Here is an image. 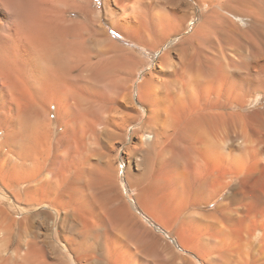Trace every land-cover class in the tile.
<instances>
[{
	"label": "bare ground",
	"instance_id": "bare-ground-1",
	"mask_svg": "<svg viewBox=\"0 0 264 264\" xmlns=\"http://www.w3.org/2000/svg\"><path fill=\"white\" fill-rule=\"evenodd\" d=\"M12 1L13 9H0V30H11L0 31V186L13 197L0 194V243L8 246L1 243L0 264H55L37 241L26 238L27 224L42 219L60 226L61 214L73 213L69 221L75 228L76 216L87 211L96 191H105L111 167L104 147L117 134L111 125H118L122 114L120 99L131 96L139 73L134 52L114 40L103 13L87 10L77 19H60L53 14V1L42 0L35 33L20 34L18 25L26 22L32 1ZM105 1L110 6L106 20L130 39L136 31L169 38L194 25L185 38L191 46L181 49L178 60L168 52L160 63L170 74L162 82L166 92L187 97L198 112L179 119L168 106L141 115L151 130L146 139L155 143L160 157L175 153L180 143L206 164L214 163L196 187L200 205L230 192L214 210H198L196 221L215 229L223 264H264V106L250 110L264 100V0ZM5 18L12 19L6 27ZM13 31L20 36L14 38ZM88 43L91 49H84ZM145 175L151 183L154 175ZM140 184L131 183L136 201L155 218ZM84 235L75 233L73 248Z\"/></svg>",
	"mask_w": 264,
	"mask_h": 264
},
{
	"label": "rangeland",
	"instance_id": "rangeland-1",
	"mask_svg": "<svg viewBox=\"0 0 264 264\" xmlns=\"http://www.w3.org/2000/svg\"><path fill=\"white\" fill-rule=\"evenodd\" d=\"M31 1V6L23 18L26 22L23 21L25 23L21 22L18 25L20 34L24 32L29 35L35 33V28L39 24L41 13L40 4L42 0ZM51 1L54 3L53 14L60 17V19L62 17L69 20L77 19L81 13L87 10H93L97 14L103 13V21L111 36L114 37V40L134 52L133 58L136 62L139 76L137 75L138 77H135V81L133 83L131 82V85L129 84L131 86V96L124 95L127 98L123 97L124 100L120 99V105L119 103H115V106L119 105L120 108H123L120 111H123L120 113L116 112V114L114 112V114L112 113L116 117H118V113L122 114L118 117V125H116L117 121H115L116 123L113 122V126L111 125V129L117 130V134L113 136L114 138H110L108 147H104V150L108 153V167H111L109 168V182H107L108 186L105 191H96V198L94 196L87 211L77 216L75 214L79 221L77 227L73 228L72 223L69 221L71 217H74V214L68 213L67 215L63 213L60 218L61 227L58 224L54 226L52 224L49 225L42 219L41 223L40 220H34L32 222L34 224L28 223V231L25 234L26 238L31 241H37L42 246L45 258L48 261L57 262L55 264H223V259L218 260L221 258H219V255L217 256L218 237L214 232L215 229L211 224H205L209 228L200 226L203 223L199 220L196 221V213L204 210H214L226 194L230 192V189L226 190L211 204L200 205L202 201L200 200L201 192L197 188L211 174L210 169H214V166L212 167L214 163L212 161L208 162L207 160L206 164L205 158L193 156L191 146L177 144L176 142L175 144L177 145L174 147L175 153L171 149L169 152L172 153H166L161 157L158 156V150L154 146L155 143L146 139L151 130H149L150 128L148 126H144L145 123L141 121V115L155 112L160 110L161 107L169 106L170 112H175L176 115L178 114L179 119L182 117L186 119L185 117L192 115L193 112H198L195 107V102L189 100L187 97L181 98L180 100V98L174 97V95L170 96L166 92L167 90L162 82L164 79H168L170 74L161 70L160 63L161 57L168 52L173 60H178L181 49L184 51L185 48L191 46L192 41L189 39L185 40V38L193 33L194 25H191L184 33L169 38L160 32H152L153 34L150 33L149 35L146 32L136 31L133 38L130 39L111 26L106 20V11L110 9V6L106 4L105 0ZM184 1L181 0L182 5ZM6 2L3 0L1 2L0 0V9L5 12L7 11V7L8 9L14 8L12 0ZM191 11L193 12L194 10L191 8ZM198 11L197 16L199 17V8ZM9 22H12L11 18L2 19L1 23L2 26H7ZM18 27L15 31L18 30ZM1 29L5 30L4 32L3 30L0 31L3 33L6 32V34L11 32L7 27ZM15 31L12 33L14 36L16 35L14 38H17L20 34ZM83 48L89 50L91 49V44H84ZM1 62L2 58L0 57ZM156 86L160 87L158 88ZM166 102L168 105H166ZM262 106H264V100L259 104L250 106V110ZM187 114L188 116H186ZM116 120L118 119L116 118ZM2 134L4 135L6 133L3 132ZM74 141L73 139V145L75 144ZM174 157L176 160L173 159ZM163 161L167 163L166 166H164L165 163ZM211 163L213 164L211 165ZM153 166L154 168H152ZM167 169L169 171L171 169V171L169 172ZM177 169L180 171L178 172ZM155 171L159 173L157 177ZM148 173L150 175L152 174L151 176L154 175L151 178L153 182L151 183L154 185L145 182V179L149 176L145 174ZM178 174L181 175L177 177ZM58 177L63 178L61 171L58 172ZM175 177L178 179L176 180ZM138 180L141 184L137 182ZM174 180L175 183L173 182ZM134 182L141 185L140 187L145 192V194L143 193V198L147 203L149 201L148 205L151 211L154 215H157L155 218L154 216L151 217L148 215L139 205L138 201H136L134 189L131 187V183L133 184ZM152 188L154 189L152 190ZM176 188L179 189L178 191L180 193ZM193 190H195V193ZM9 192V190L1 188L0 186V194H5L12 200L13 197ZM186 195L188 200L185 198ZM150 204H154L155 206ZM188 204H191V207ZM34 210H36V207L31 212ZM15 217L20 219L18 213L15 214ZM65 219H67V222ZM199 226L202 228L199 229ZM32 230L35 232L32 233ZM79 231L87 237L94 236V239L89 241L87 239L86 241L85 235L82 236V238L78 239L80 242L74 246L76 249L73 248L72 241L75 233ZM91 232L92 234L90 235ZM3 242H1L2 245ZM6 242L9 244L8 241ZM1 243L0 249L4 251L8 246L4 242L3 246L5 249L3 247L1 248ZM73 249L76 250L73 251Z\"/></svg>",
	"mask_w": 264,
	"mask_h": 264
}]
</instances>
